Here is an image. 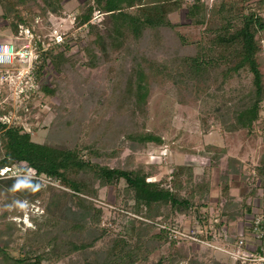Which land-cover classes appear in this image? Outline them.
<instances>
[{"label": "trees", "instance_id": "16d2710c", "mask_svg": "<svg viewBox=\"0 0 264 264\" xmlns=\"http://www.w3.org/2000/svg\"><path fill=\"white\" fill-rule=\"evenodd\" d=\"M63 1L0 0L6 21L1 28L13 34L20 27L31 30L39 59L37 78L48 65L59 75L52 79V86L39 88L61 99V104L53 106L57 116L52 135L43 142L32 140L22 125L1 120L6 110L0 108V170L10 168L0 174V192L29 202L47 193L45 215L42 221L34 220L35 229L25 232L18 254L10 252L11 230L7 239H0V264H55L73 253L79 255L78 264H178L184 260L205 264L191 248L204 246L171 239L158 223L174 225L173 214L193 212L201 229L212 218L219 231L253 213L251 201L264 186V151L253 167L260 185L252 186L240 200L231 194L229 174L222 176L215 215L203 200L211 189L210 167L197 181L192 179L191 165L173 166L169 181L149 180L152 174L141 165L111 166L94 160L117 158L128 146L139 150L148 143H163L161 136L144 127L148 98L159 78L170 80L187 98L220 97L212 112L223 131L251 132L255 123L264 128V0H220L209 10L202 0H84L73 19L75 26L87 27L89 39L83 54L74 55L67 54L68 42L61 48H44L36 25L37 17L63 16ZM182 7L189 24L203 27L199 39L188 38L178 29L180 24L170 19ZM95 12L101 15L97 24L91 22ZM79 69L88 71L82 75ZM93 71L95 77L90 74ZM242 74H250L248 85L223 98L225 84ZM107 79L108 88L103 85ZM97 103L103 107L88 117L87 110ZM15 169L18 174L12 172ZM42 176L62 188L43 186ZM121 181L123 208L149 221L129 217L127 231L106 235L102 228L91 240L74 239L71 234L100 223L101 209L91 200L99 189ZM184 189L187 194L182 193ZM70 207L77 210L78 218L66 219ZM199 236L205 237L204 232ZM103 237L107 240L101 258L85 255ZM165 245L169 246L166 254L150 259Z\"/></svg>", "mask_w": 264, "mask_h": 264}, {"label": "rangeland", "instance_id": "374dc122", "mask_svg": "<svg viewBox=\"0 0 264 264\" xmlns=\"http://www.w3.org/2000/svg\"><path fill=\"white\" fill-rule=\"evenodd\" d=\"M84 0H64L63 16L48 14L43 17L36 18L39 37L43 40L44 48L55 45L61 48L62 44L68 42L70 49L67 54L74 55L76 53L83 54L82 48L89 39L86 26H75L73 19L74 13L78 10L80 4ZM193 2V0H186ZM208 10L220 0H202ZM101 15L93 14L92 23L97 24ZM170 19L179 23L178 29L190 39H199L203 27L193 26L189 24L185 18V7H182L178 12L170 14ZM5 20L1 16L0 7V33L1 35L11 36L15 38L18 34H13L10 29L1 30ZM25 29H29L24 27ZM30 30V29H29ZM31 32V30H30ZM33 34V33H32ZM0 35V36H1ZM57 36V37H56ZM60 36V37H59ZM8 38V37H7ZM7 38L0 39L2 42H9ZM59 39L60 42L55 40ZM12 41V40H11ZM18 41V40H17ZM262 67L264 74V36L262 37ZM36 52V59L32 62L30 77L33 82L32 89H28L23 93H19L18 86L14 83L0 82V108L6 110V115L1 117L8 124H20L24 130L29 131L32 140L43 142L47 137L51 136L52 122L57 114L53 110V106L61 104V99L58 96L45 95L40 90L41 85L52 86V79L59 75L48 65L42 76L37 78L35 74L36 66L39 63L38 53L34 41L32 42ZM3 66L0 65V72ZM79 73L85 75L88 70L79 69ZM93 77L95 72H91ZM250 74H242L240 78L234 77L225 84L224 91L221 93L223 98H229L235 94V91L243 86L248 85ZM103 85L108 88L109 81L103 80ZM77 85L75 88L77 89ZM219 98H211L204 94H199L196 97L187 98L177 86L166 78H159L158 84L152 89L148 98L147 117L145 119V130L152 131L163 139L162 144L148 143L143 149L134 150L131 147H126L119 157L102 161L95 159L94 161L104 162L111 166H137L141 165L146 172H150L152 176L149 180H159L166 178L169 181L168 175L171 173L175 165H191L193 180H199L206 167H210L211 189L209 196L203 200L208 202V210L215 215L217 212V200L220 196V181L222 176L229 174V181L232 186L231 194L235 201H238L252 187L259 186L260 180L255 177L253 167L257 164L260 156L264 151V128L261 123H255L252 131L239 130L233 132L223 131L220 127L219 119L212 112V108L218 105ZM101 103L93 105L87 110V116H94L95 112L102 108ZM73 116V114H72ZM1 146V145H0ZM229 158H234L235 161L229 162ZM18 174V171L12 170ZM2 174V170H0ZM27 175L32 176L31 173ZM186 175L181 177L185 182ZM255 178V180H253ZM43 186L51 184L62 188L58 182H52L44 176L40 177ZM124 186L121 181L116 186H104L98 191V196L91 199L97 208L101 209V219L98 225L88 226L85 230L79 233L71 234L78 241H88L100 229L105 228L109 235L117 232L127 231V220L129 217L144 219L134 215L123 208L122 188ZM263 186V185H262ZM259 187L258 195L252 199V212L245 215L226 226H222L214 230L217 236L214 239V244L218 247H223L226 244L227 248L240 237L242 228H248L254 216H261L264 212V186ZM121 191V192H120ZM182 193L187 194L184 189ZM47 194V193H46ZM44 194L41 198L34 202L26 200H16L12 194L0 192V239H7V232L10 234V252L18 254L23 243L24 234L28 229H35V221H42L43 206L47 199ZM196 196V200H197ZM66 211V219L78 218L77 210L70 207ZM202 212L204 209H201ZM81 217V216H80ZM174 225L188 228L195 224V215L190 212L187 214H173L171 216ZM211 224L213 219L210 218ZM209 222V223H210ZM247 232V233H246ZM219 233H223L222 239L219 240ZM247 241L246 248L254 249L260 242V239L254 235H250L249 231H245ZM226 238V240H225ZM106 237L95 243V246L90 248L85 255L93 258H101L102 248L105 246ZM217 240V241H216ZM229 246V247H228ZM169 246H163L158 252L153 253L150 259L158 257L160 254H166ZM196 252L198 258L205 264H236V254L229 255L219 249H210L206 251L204 248L196 246L191 247ZM190 251L191 253L193 251ZM80 261L78 254H71L55 264H78ZM50 264V263H43ZM178 264H190L188 260L179 262ZM242 264V263H240Z\"/></svg>", "mask_w": 264, "mask_h": 264}, {"label": "built area", "instance_id": "2783aa9c", "mask_svg": "<svg viewBox=\"0 0 264 264\" xmlns=\"http://www.w3.org/2000/svg\"><path fill=\"white\" fill-rule=\"evenodd\" d=\"M57 37V36H56ZM60 37V36H59ZM18 40V41H17ZM57 43L59 39L55 40ZM33 34L29 29L20 27L15 41L2 42L0 41V65L3 66L0 72L1 83H14L18 86L19 93L30 90L33 87L32 78L30 77L33 60L36 59V52L33 47ZM10 168H4L2 174L6 173ZM264 216H254L247 230L250 235H254L260 239V242L253 250L246 248L245 232H240V237L235 241L230 248L223 244V247H218L214 244L216 233H214V224L211 222L205 225L203 229L197 223L188 228H181L176 225L167 223H158L160 228L168 230V237L176 241H189L197 243L210 249H219L229 255L236 254L237 262L242 264H264V227L261 226ZM149 221L147 219H144ZM243 230L245 228H242ZM204 232L205 237L199 236ZM216 231V230H215ZM219 232V231H217ZM219 240L224 238L223 233H219ZM226 240V238H225ZM217 241V240H216ZM229 247V246H228Z\"/></svg>", "mask_w": 264, "mask_h": 264}, {"label": "crops", "instance_id": "0c3cea01", "mask_svg": "<svg viewBox=\"0 0 264 264\" xmlns=\"http://www.w3.org/2000/svg\"><path fill=\"white\" fill-rule=\"evenodd\" d=\"M1 30H6V29H1ZM0 35H1V33H0ZM7 37H8V38H7ZM4 38H7V39L10 40V41H11V40H12V41H15V38H14V39L11 38L10 35H9V36H5V35L2 34V35L0 36V39H4Z\"/></svg>", "mask_w": 264, "mask_h": 264}]
</instances>
